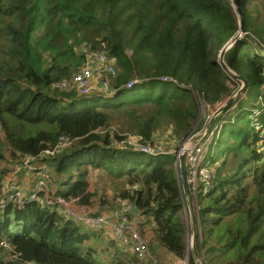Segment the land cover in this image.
I'll return each mask as SVG.
<instances>
[{"label": "trees", "instance_id": "1", "mask_svg": "<svg viewBox=\"0 0 264 264\" xmlns=\"http://www.w3.org/2000/svg\"><path fill=\"white\" fill-rule=\"evenodd\" d=\"M233 3L246 33L226 52L225 69L212 48L218 53L239 32ZM88 52H107L115 61L109 97L55 87L81 70ZM229 70L247 83L211 125L220 131L208 159L222 161L213 189L199 199L196 250L208 264H264V136L256 127H264V0H0V162L18 165L22 155H39L68 138L71 145L44 158L51 174L55 168L59 179L68 176L61 182L67 189L57 193L95 207L89 172L106 170L124 181L118 195L152 217V247L184 257L188 201L175 155L119 141L134 134L153 144L159 129L171 127L182 142L205 126L201 102L215 108L233 95L230 83L243 86ZM92 99L110 102L99 109L88 105ZM98 235L107 236L64 220L55 207L10 202L0 209V264H101L84 246ZM137 261L133 254L113 264Z\"/></svg>", "mask_w": 264, "mask_h": 264}, {"label": "built area", "instance_id": "2", "mask_svg": "<svg viewBox=\"0 0 264 264\" xmlns=\"http://www.w3.org/2000/svg\"><path fill=\"white\" fill-rule=\"evenodd\" d=\"M95 70L105 71L108 74L114 75L116 73L114 59L107 52H88L86 62L81 70L72 78L57 82L55 87L65 90L75 89L80 95H89L93 90ZM163 80L171 81V78L164 77ZM133 83H135V81L130 82L127 87L131 88ZM103 84L109 88V80H105ZM204 106L207 105L201 102V107ZM218 107L219 105L216 106L217 109L214 111V113H216H213L214 115H209L205 120V125L206 122L210 123L209 121L214 116H217L220 109V107ZM211 125L204 126L202 129L191 134L184 142L182 141L179 150L160 152L155 150L153 148L154 145L150 143H142L140 148L134 147L135 149L152 155L172 153L175 155L177 160L176 164L178 165L181 156L186 154L188 182L194 194L197 212L199 209L198 203L200 197L206 196L213 189L216 178L214 163L207 158V154L215 138L219 134L220 128L217 126L212 127ZM256 127L261 131L262 136H264V127L259 125L258 122H256ZM137 137H139L142 142V137ZM124 140L128 139L126 138ZM124 140L119 141V144L121 146H128L126 145L127 142H124ZM71 142V140L62 136L59 143L54 147L44 150L39 155H22L18 165L12 164L13 168L18 166V170H20L24 176L33 178V189L27 198L19 184H11V186L9 185L10 183L8 185L6 184L7 188L5 194L0 196V209H5L10 202L25 204L28 201H39L43 205L55 207L66 221H74L77 224L89 226L99 233L111 236L120 246L131 250L136 258L142 262H147L148 264H208L202 254H196L194 252L193 234H191V238H187L190 242V247H188L184 257L172 256L169 259H160L157 254L151 251L149 240L137 228L135 221L130 218V213L135 207L134 204L127 199L120 196L116 198L119 207L118 215L112 217L102 214H93L88 210L87 206L78 202L77 197H65L63 194L57 193L52 183L50 167L44 158L48 155H54L60 152L65 147L71 145ZM183 210L186 218H190V210L188 207L184 206ZM197 228L201 232V226L199 225ZM1 245L13 251L11 244L7 242V240L2 241ZM191 251L194 252L193 262L191 261ZM12 257L17 259L19 256L17 253H14ZM22 264L39 263L25 260Z\"/></svg>", "mask_w": 264, "mask_h": 264}, {"label": "rangeland", "instance_id": "3", "mask_svg": "<svg viewBox=\"0 0 264 264\" xmlns=\"http://www.w3.org/2000/svg\"><path fill=\"white\" fill-rule=\"evenodd\" d=\"M233 7L236 9V11L239 8L236 5V3H233ZM238 21H240V15L238 16ZM243 36H244V34H241V37H243ZM212 50H213L212 56L219 59V55H220V52L222 49L218 53L216 51H214V48H212ZM127 52L130 55L132 54V50L130 48L127 49ZM233 74L234 73L231 72L232 76H234ZM109 79H110V75L107 72L95 70V75H94V80H93V90L89 95H83V96L92 97V98L111 96L113 91H111L110 88L104 86V84H103V82L105 80H109ZM230 85H231L232 92H233V95L231 97L235 98L234 99V101H235L236 98L238 97V94L239 93L242 94V92H240V91H242L243 88H242V90L240 89L241 87L236 88L237 86L234 83H230ZM243 97H245V96L242 95L241 98H243ZM108 102H110V101H108L106 99H99V100L98 99H92V100H90L88 105L95 106L99 109H104L105 107H108ZM225 103H226V101L224 100V102L222 104H220L219 107L225 108ZM216 109H217L216 107L215 108H209L207 106L201 107L200 117H202L203 120H206L209 115H214L216 113V112L214 113V111ZM232 109H235V108H232ZM217 115H219V113ZM208 125H209V123L206 122L205 126H208ZM111 128L115 129V127H111ZM227 137L228 136H226V132H225L224 138H227ZM233 138H234V140L237 139L235 137H233ZM127 139L128 140H124V142H127L126 145H128V146L140 148V146L142 145L141 139L134 134L127 135ZM234 140L231 139L230 142H233ZM152 145H154L153 148L157 151L172 152L174 150H179L181 142H178L177 137L173 131V128L168 127V128L159 129L155 133L154 143ZM223 147H225V144L224 143L220 144L218 146V148H215L213 155L216 157L221 155L220 153H221V149ZM242 151H244L245 154L247 153L246 149L244 147L242 148ZM244 152H242L241 155H244ZM7 153H9V152L7 151ZM163 154H172V153H163ZM225 157H227V156L223 155L222 158H225ZM207 158H209V153L207 154ZM234 158H235L234 155L231 154L230 158H227V160H228V162H230V164H233ZM221 161H222V159L220 158L219 162L214 164V167L219 165L221 163ZM8 163H9L8 160L7 161L3 160L2 162H0V169L3 167H7L6 165ZM15 174H17V173H15ZM67 177L68 176L65 175V177L61 176L60 177L61 179H59V176L56 175L55 168H52V183L55 187V190H57L61 186H63V184H61V182H65ZM88 178H89V182H90V189L95 195V200H96L95 207L97 209H102L103 211L110 210L112 208L111 204L117 202L116 198L119 196L118 191H120L124 188V181L122 179H118V178L113 177L112 175L108 174V172L106 170H101V169H90ZM195 210L197 211L196 208H195ZM183 214H184V211H183ZM184 216H185V214H184ZM189 217H190V213H189ZM185 219H186V224H187L186 240L188 241L187 238H191V234H193L194 230H193L191 218H186V216H185ZM111 239H112L111 236L104 237V236L98 235V238H91L89 241H87L84 244V246L86 248L92 247L95 250L94 251L95 256L98 259V262L101 264H113V262H115V260H117L118 257L119 258L121 257L124 259H128L130 257H133V253L131 250H129L128 248L127 249L123 248V250L120 251L115 246L114 241ZM7 242H9V241H7ZM151 243H153L152 237L150 238V248H151V251H153V247H152ZM108 247H112V249H109ZM188 247H190L189 241H188ZM154 253L157 254L156 252H154ZM17 259H19V257ZM24 261H22L21 264ZM141 263L144 264L145 262L141 261ZM136 264H140V263L138 262Z\"/></svg>", "mask_w": 264, "mask_h": 264}, {"label": "crops", "instance_id": "4", "mask_svg": "<svg viewBox=\"0 0 264 264\" xmlns=\"http://www.w3.org/2000/svg\"><path fill=\"white\" fill-rule=\"evenodd\" d=\"M6 166L7 167H3L0 169V173L3 172V170H5V172L2 175V184L8 185L10 183L9 184L10 186L11 184L12 185L19 184L22 187L25 194L30 193L34 185L33 178L30 176H24L23 173H17L13 171L14 169L11 163H8ZM60 189L65 190L67 189V187L63 185L57 190H60ZM111 206L112 208L107 211H103L102 209H97L94 206L93 207L87 206V207H88V210L93 214L95 213V214H102V215L116 217L118 215L117 213L119 210L117 202L111 204ZM187 207L189 209L188 205ZM130 218L133 221H135L137 228L147 237L150 243V238L152 237V229L154 226L152 217L145 216L140 211H138L136 208H134L130 213ZM153 251L156 252L158 254L157 256L162 260L169 259L172 256H175L174 254L169 252L166 248L162 247L161 245L157 243L153 244Z\"/></svg>", "mask_w": 264, "mask_h": 264}, {"label": "water", "instance_id": "5", "mask_svg": "<svg viewBox=\"0 0 264 264\" xmlns=\"http://www.w3.org/2000/svg\"><path fill=\"white\" fill-rule=\"evenodd\" d=\"M238 14L240 15V26H239V32L237 34V36H235L234 38H232L231 42L226 44L219 55V62L222 64V66L225 69H228L226 62H225V54L228 51V49L234 44V42H236L239 38H241V34H245L246 33V29H245V25H244V20L242 18V13L241 10L238 8L237 9ZM230 72H232L231 70H229ZM233 73V72H232ZM235 78L241 80L243 82V86L240 88L242 90V88L244 87V85L247 83L246 79L244 77H242L241 75H237V74H233ZM242 92V91H240ZM240 94V93H239ZM238 94V95H239ZM235 98L231 97L230 99L227 100V102L225 103V108H220L218 113L220 114L223 110H225L228 106H230L232 104V102L234 101ZM216 116H214L211 120L209 125L212 124L214 118ZM185 140H183L184 142ZM179 168L181 170L182 173V177H183V187H184V192L186 194V198L189 204V210H190V217H191V221H192V225H193V236H194V247L193 250L194 252L197 254V250H196V236H197V227L199 225V221H198V217L197 214L198 212L195 210L196 208V202H195V198H194V194L193 191L190 187V184L188 182V170H187V162H186V154H183L181 156V159L179 161Z\"/></svg>", "mask_w": 264, "mask_h": 264}]
</instances>
